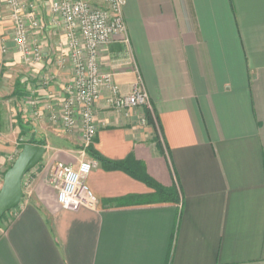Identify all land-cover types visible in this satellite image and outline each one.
Here are the masks:
<instances>
[{
  "label": "crops",
  "instance_id": "1",
  "mask_svg": "<svg viewBox=\"0 0 264 264\" xmlns=\"http://www.w3.org/2000/svg\"><path fill=\"white\" fill-rule=\"evenodd\" d=\"M6 13L2 3L0 24ZM124 18L129 45L103 48L102 71L115 65L129 94L137 67L155 122L102 102L92 146L178 200L97 163L87 185L98 209L66 211L52 171L80 157L54 149L0 222V264H264V0H127ZM6 153L0 141V164Z\"/></svg>",
  "mask_w": 264,
  "mask_h": 264
},
{
  "label": "built area",
  "instance_id": "2",
  "mask_svg": "<svg viewBox=\"0 0 264 264\" xmlns=\"http://www.w3.org/2000/svg\"><path fill=\"white\" fill-rule=\"evenodd\" d=\"M5 4L13 25V43L27 65L39 66L45 61L39 36L47 30L40 11L42 6L49 15L48 29L62 31L74 80L67 88L60 120L71 132L80 128L83 149L77 167L55 166L52 182L62 209L72 212L97 210L99 201L87 185L89 175L97 166L87 154L99 132L95 117L97 106L104 102L108 109L118 113L139 111L143 127L149 124L147 111L154 118L137 67H132L137 79L129 94L122 93L115 82V74L100 69L99 54L103 48L109 47L117 37L129 45L124 18L127 0H5ZM53 119L58 120L56 116Z\"/></svg>",
  "mask_w": 264,
  "mask_h": 264
},
{
  "label": "rangeland",
  "instance_id": "3",
  "mask_svg": "<svg viewBox=\"0 0 264 264\" xmlns=\"http://www.w3.org/2000/svg\"><path fill=\"white\" fill-rule=\"evenodd\" d=\"M2 3L5 4V0H0V5ZM40 11L44 28H48L49 15L44 6ZM7 13L9 20H7ZM7 13L5 17L9 23L5 24L7 31L4 32V36L9 34L10 38L8 41L2 39L1 52L6 59L0 63V105L3 111L4 127V134L0 141L7 153L6 156H3L0 164V189L5 172L14 164L26 144L37 141L45 142L49 155L55 153L56 149H61L72 150L73 155L80 157V150L83 149L81 134L80 138L77 136L80 128L71 132L60 120L67 88L73 84L74 80L73 67L69 61L68 52L63 46L65 40L62 38V31L49 30L50 34L45 29L44 34L39 35L41 40L44 36L47 38L46 44L41 41L45 61L42 65L30 66L22 61L13 43V25L10 23L12 21L8 9ZM0 25L6 29L3 23ZM50 36H52V41H50ZM31 41L34 42L33 37ZM45 48H48L49 53L54 55L51 65L47 63ZM100 57L101 54H99V64L102 70L103 60H100ZM114 67L108 70V73L119 72L117 67ZM131 113H137L139 118L142 114L136 110L122 114L130 116ZM54 116L58 120L53 119ZM29 181L26 176L24 187H29Z\"/></svg>",
  "mask_w": 264,
  "mask_h": 264
},
{
  "label": "water",
  "instance_id": "4",
  "mask_svg": "<svg viewBox=\"0 0 264 264\" xmlns=\"http://www.w3.org/2000/svg\"><path fill=\"white\" fill-rule=\"evenodd\" d=\"M46 153V147L26 145L6 172L0 189V221L19 207L25 198L24 178L41 163Z\"/></svg>",
  "mask_w": 264,
  "mask_h": 264
},
{
  "label": "trees",
  "instance_id": "5",
  "mask_svg": "<svg viewBox=\"0 0 264 264\" xmlns=\"http://www.w3.org/2000/svg\"><path fill=\"white\" fill-rule=\"evenodd\" d=\"M147 118H148V123L149 124H154V120H153V117L151 115V113L149 111H147ZM28 145H35V146H41V147H45L46 144L45 142H42V141H37L35 143H29ZM26 145L23 146V148L25 147ZM22 148V150H23ZM87 154L88 156L93 159L94 161H96L97 163H100L104 166H106L108 169L110 170H123L125 172H127L128 174H130L132 177H134L135 179H138V180H141L143 182H145L149 187H151L152 189L155 190L156 193H158L159 195H162V197L164 198V200L166 202H174L176 200H178V195L176 192H172L170 190H167L163 187H161L160 185H158L157 183H155L154 181H152L150 178H145L143 179L142 177H140L137 173H135L133 170H132V167H131V160H126V161H121V162H112V161H109V160H106L104 159L99 153H97L94 149L93 146H90L88 149H87ZM11 168V167H10ZM9 168V169H10ZM8 169V170H9ZM7 170V171H8ZM6 171V172H7ZM5 172V174H6ZM4 174V175H5ZM8 214H6L1 221L4 220V218L7 216ZM0 221V222H1Z\"/></svg>",
  "mask_w": 264,
  "mask_h": 264
}]
</instances>
